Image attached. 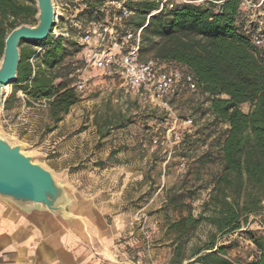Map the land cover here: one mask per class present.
Listing matches in <instances>:
<instances>
[{
  "label": "trees",
  "instance_id": "obj_1",
  "mask_svg": "<svg viewBox=\"0 0 264 264\" xmlns=\"http://www.w3.org/2000/svg\"><path fill=\"white\" fill-rule=\"evenodd\" d=\"M92 1L69 0L65 3L70 8L69 16L83 23L78 16L93 7L96 16L87 22L104 17L100 8L106 0H94V5ZM242 3L243 0L210 1L205 5L179 3L173 8L164 6L147 20V14L159 8V0L125 2L133 10L125 24L136 29L146 23L141 55L151 51L152 57L192 73L197 92L205 97L211 124L216 125L215 129L222 128L219 138L211 142V150L216 148L218 153L220 169L201 211L194 215L189 206L186 214L180 213L167 222L174 244L171 264H183L184 260L185 264H264V221L260 213L264 198V57L250 39L262 15L253 20ZM37 11L36 0H0V59L8 33L20 24L36 23ZM77 30L70 24L69 36L50 34L41 41L20 40L17 75L4 101L5 108L17 90L34 99L52 97L48 105L51 119L61 120L79 100L78 93L69 87L76 64L71 65L67 78L56 81L64 76L58 71L70 52L68 47L82 51L72 37ZM32 56L37 59L35 70L29 62ZM203 158L204 155L200 159ZM171 201L174 206L183 204L180 196ZM250 216L257 223L255 228L250 226ZM200 226L207 228L204 238H199L185 256V246ZM243 232L254 248L252 257L240 262L227 254L231 246L225 242ZM226 236L228 240L219 241Z\"/></svg>",
  "mask_w": 264,
  "mask_h": 264
},
{
  "label": "rangeland",
  "instance_id": "obj_2",
  "mask_svg": "<svg viewBox=\"0 0 264 264\" xmlns=\"http://www.w3.org/2000/svg\"><path fill=\"white\" fill-rule=\"evenodd\" d=\"M53 2L63 14L60 16L62 22L70 25V8L65 4L69 0ZM94 11L93 7H88L78 16L84 27L87 19L95 18ZM102 18L99 16V20ZM125 27L130 28L127 24ZM68 49L70 52L58 71L64 76L56 81L67 78L71 65L81 60L83 51ZM151 56V51L142 53L143 58ZM12 90V84L8 89L3 88L0 134L13 143H22L24 152L32 154L34 161L61 178L72 195L75 191L83 200L111 201L118 210L132 208L135 215L141 210L148 223L155 224L152 252L156 261L171 264L174 244L173 234L167 228L168 220L178 218L180 213L186 214L189 206L194 215L201 211L209 197L214 175L220 169L218 153L216 148L211 150V142L219 138L222 128L215 129L216 125L211 124L212 117L205 111V97L181 88L167 96L166 105H158L144 94L126 89L119 75L95 72L89 86L77 92L79 100L61 120L54 122L48 106L24 107L19 90L5 108L4 101ZM21 110L28 119L25 125L19 124L16 117ZM187 116L193 120L192 127L179 144L153 143L154 137H162L171 129L175 119L176 126L182 127V119ZM181 162H185L184 167L180 166ZM124 167L141 170L142 177L126 183ZM177 196L183 203L181 206H174L171 201ZM260 213L264 221V209ZM249 219L250 226L255 228L257 223L253 216ZM131 223L140 230L139 221ZM206 230L204 226L197 229L185 246V256L199 238H204ZM140 237L144 242L141 232ZM226 240L227 236L219 241ZM229 240L225 242L231 246L227 247V254L233 260L245 262L252 257L254 246L244 232L232 235Z\"/></svg>",
  "mask_w": 264,
  "mask_h": 264
},
{
  "label": "built area",
  "instance_id": "obj_3",
  "mask_svg": "<svg viewBox=\"0 0 264 264\" xmlns=\"http://www.w3.org/2000/svg\"><path fill=\"white\" fill-rule=\"evenodd\" d=\"M126 1L106 0L100 8L104 11V17L87 22L86 27L79 20L70 19L71 25L78 29L72 37L82 46L83 53L80 62L73 69L71 74L73 80L69 87L76 92L85 90L93 80L95 72H98L119 75L126 89L140 92L158 105H166L167 96L175 90L184 88L197 92V82L192 73L179 65L160 61L152 56L142 57V29L146 23L136 29L125 27V23L133 15V10L125 4ZM210 1L220 3L222 0H159V8L148 13L147 20L151 14L157 13L164 6L173 8L179 3L205 5ZM242 7L244 11L251 14L253 20L258 19V15H262L261 20H258L259 27L250 33V39L264 57V0H243ZM61 15L63 16L62 12L59 13L55 5L54 24L50 34L69 36L67 26L60 18ZM36 61L37 59L33 56L29 58L33 70L37 67ZM19 94L24 107L27 105L47 107L52 98L34 99L23 91H19ZM16 117L19 124H27L28 119L24 110L19 111ZM192 123V118L187 116L182 119L183 126L177 127V119H175L171 129L162 137H154L153 143L163 145L169 142L172 144L180 142L185 132L191 130ZM184 165L185 162L180 163L181 167ZM261 205L264 209V198L261 200ZM136 214L134 220L139 221L146 262L158 264L152 252V229L155 224L148 223L147 216L141 210H138ZM129 263L142 264V260L138 256H133Z\"/></svg>",
  "mask_w": 264,
  "mask_h": 264
},
{
  "label": "crops",
  "instance_id": "obj_4",
  "mask_svg": "<svg viewBox=\"0 0 264 264\" xmlns=\"http://www.w3.org/2000/svg\"><path fill=\"white\" fill-rule=\"evenodd\" d=\"M122 172L126 183L142 177L139 169ZM72 196L77 215L72 219L0 198V264H130L133 256L147 264L140 230L131 223L132 208L121 211L111 201L83 200L75 191Z\"/></svg>",
  "mask_w": 264,
  "mask_h": 264
},
{
  "label": "water",
  "instance_id": "obj_5",
  "mask_svg": "<svg viewBox=\"0 0 264 264\" xmlns=\"http://www.w3.org/2000/svg\"><path fill=\"white\" fill-rule=\"evenodd\" d=\"M37 22L20 24L6 36L0 59V102L3 88L11 84L17 75L20 60L19 42L41 41L47 38L54 24L53 0H36ZM20 142L13 143L0 134V198L18 208L51 212L66 219L75 218L76 205L69 189L52 171L32 154L23 150Z\"/></svg>",
  "mask_w": 264,
  "mask_h": 264
},
{
  "label": "bare ground",
  "instance_id": "obj_6",
  "mask_svg": "<svg viewBox=\"0 0 264 264\" xmlns=\"http://www.w3.org/2000/svg\"><path fill=\"white\" fill-rule=\"evenodd\" d=\"M8 86H9V85H6V86H4V88H5V89H8Z\"/></svg>",
  "mask_w": 264,
  "mask_h": 264
}]
</instances>
